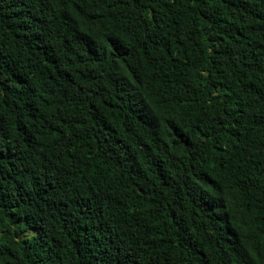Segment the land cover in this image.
Masks as SVG:
<instances>
[{"label": "trees", "instance_id": "16d2710c", "mask_svg": "<svg viewBox=\"0 0 264 264\" xmlns=\"http://www.w3.org/2000/svg\"><path fill=\"white\" fill-rule=\"evenodd\" d=\"M0 264H264V0H0Z\"/></svg>", "mask_w": 264, "mask_h": 264}]
</instances>
